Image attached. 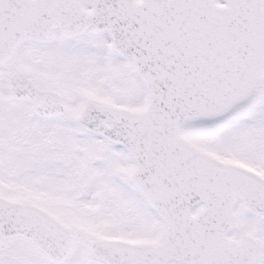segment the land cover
Here are the masks:
<instances>
[{
  "label": "snow or ice",
  "instance_id": "snow-or-ice-1",
  "mask_svg": "<svg viewBox=\"0 0 264 264\" xmlns=\"http://www.w3.org/2000/svg\"><path fill=\"white\" fill-rule=\"evenodd\" d=\"M0 264H264V0H0Z\"/></svg>",
  "mask_w": 264,
  "mask_h": 264
}]
</instances>
